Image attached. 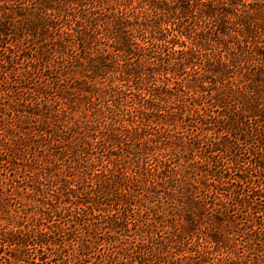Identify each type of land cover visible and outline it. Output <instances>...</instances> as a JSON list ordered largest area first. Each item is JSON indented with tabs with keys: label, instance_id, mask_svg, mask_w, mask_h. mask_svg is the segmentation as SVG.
I'll return each mask as SVG.
<instances>
[{
	"label": "trees",
	"instance_id": "trees-1",
	"mask_svg": "<svg viewBox=\"0 0 264 264\" xmlns=\"http://www.w3.org/2000/svg\"><path fill=\"white\" fill-rule=\"evenodd\" d=\"M22 206L0 264H264V0H0Z\"/></svg>",
	"mask_w": 264,
	"mask_h": 264
},
{
	"label": "rangeland",
	"instance_id": "rangeland-1",
	"mask_svg": "<svg viewBox=\"0 0 264 264\" xmlns=\"http://www.w3.org/2000/svg\"><path fill=\"white\" fill-rule=\"evenodd\" d=\"M136 3H137V0H132V4H136ZM21 208H23L22 211L21 210L18 211V209H17V212L14 211V210L10 211V213L5 218H3V219L1 218L0 219V222L6 223L8 220H11V221H17L19 219L21 220V218H19V216L24 217L25 215H29L31 213V211L34 210L32 207L30 208V207H26V206H22ZM51 220L52 221L49 224L53 223V224H56V225H59V226H63L64 222H65L64 221L65 219L63 217L59 218V217H55L54 216ZM106 247L110 248L111 246H107L106 245ZM108 250L109 249L106 248L105 254L108 253Z\"/></svg>",
	"mask_w": 264,
	"mask_h": 264
}]
</instances>
